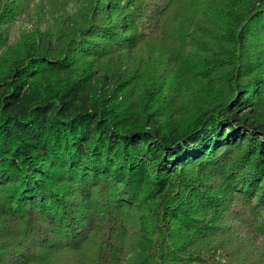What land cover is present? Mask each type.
Instances as JSON below:
<instances>
[{"label":"trees","instance_id":"trees-1","mask_svg":"<svg viewBox=\"0 0 264 264\" xmlns=\"http://www.w3.org/2000/svg\"><path fill=\"white\" fill-rule=\"evenodd\" d=\"M0 264H264V0H82L0 48Z\"/></svg>","mask_w":264,"mask_h":264},{"label":"rangeland","instance_id":"rangeland-1","mask_svg":"<svg viewBox=\"0 0 264 264\" xmlns=\"http://www.w3.org/2000/svg\"><path fill=\"white\" fill-rule=\"evenodd\" d=\"M53 9H49L52 14L40 16L37 13L18 16L14 22L0 24L1 43L0 48L16 42L24 33L33 30L55 34L65 24L70 23L76 15L82 0H46ZM195 4L200 0H193ZM161 6L169 3V0H157ZM35 4L31 5L34 7ZM180 20L176 23L179 25Z\"/></svg>","mask_w":264,"mask_h":264}]
</instances>
